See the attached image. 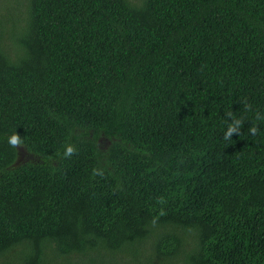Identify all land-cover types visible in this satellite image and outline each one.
I'll use <instances>...</instances> for the list:
<instances>
[{
  "label": "trees",
  "instance_id": "1",
  "mask_svg": "<svg viewBox=\"0 0 264 264\" xmlns=\"http://www.w3.org/2000/svg\"><path fill=\"white\" fill-rule=\"evenodd\" d=\"M8 8L0 264H264V0Z\"/></svg>",
  "mask_w": 264,
  "mask_h": 264
},
{
  "label": "clouds",
  "instance_id": "2",
  "mask_svg": "<svg viewBox=\"0 0 264 264\" xmlns=\"http://www.w3.org/2000/svg\"><path fill=\"white\" fill-rule=\"evenodd\" d=\"M240 124H241V121L240 120H234L232 123H230L226 129V131L224 132V139L225 140H229L230 138H232V133L233 132H236L237 134H239V127H240ZM250 132L255 135L256 132H257V128L256 127H251L250 128ZM9 144L12 145V146H16L18 144L21 143V140H20V136L19 134H13L9 137V140H8ZM73 151V148L71 146H68L66 148V151H65V155H71Z\"/></svg>",
  "mask_w": 264,
  "mask_h": 264
},
{
  "label": "rangeland",
  "instance_id": "3",
  "mask_svg": "<svg viewBox=\"0 0 264 264\" xmlns=\"http://www.w3.org/2000/svg\"><path fill=\"white\" fill-rule=\"evenodd\" d=\"M16 3V0H0V10L4 11L5 14H9L10 10L8 7L12 3Z\"/></svg>",
  "mask_w": 264,
  "mask_h": 264
}]
</instances>
